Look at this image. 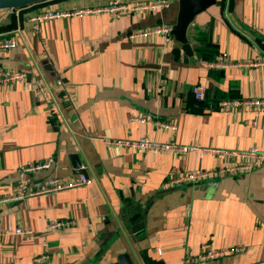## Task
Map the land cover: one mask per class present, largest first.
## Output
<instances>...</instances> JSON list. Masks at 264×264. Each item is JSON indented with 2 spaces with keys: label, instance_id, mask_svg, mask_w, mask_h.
<instances>
[{
  "label": "crops",
  "instance_id": "0c3cea01",
  "mask_svg": "<svg viewBox=\"0 0 264 264\" xmlns=\"http://www.w3.org/2000/svg\"><path fill=\"white\" fill-rule=\"evenodd\" d=\"M111 1L45 0L16 8L19 16L3 25L10 13L0 10V37L18 42L0 57V69L24 72L32 83L0 86V197L22 179L65 181L83 170L90 181L1 205L0 264H118L123 254L133 264H264V163L216 183L166 187L181 173L243 161L116 144L147 137L156 144L264 153V104H247L264 102V0H218L196 18L188 33L192 48L196 28L211 26L218 55L242 63L213 69L203 63L215 60L195 53L176 61L177 45L162 35L128 38L173 26L178 1L149 15L93 12L48 20L37 31L30 21L47 11L96 9ZM38 79L50 90L45 101L34 94ZM196 85L209 89L207 100H196ZM236 100L241 103L233 105ZM48 159L51 169L21 175L22 167ZM58 220L67 226L48 231ZM18 227L30 234H16ZM206 244L235 251L198 260ZM42 256L47 259L34 261Z\"/></svg>",
  "mask_w": 264,
  "mask_h": 264
},
{
  "label": "built area",
  "instance_id": "2783aa9c",
  "mask_svg": "<svg viewBox=\"0 0 264 264\" xmlns=\"http://www.w3.org/2000/svg\"><path fill=\"white\" fill-rule=\"evenodd\" d=\"M178 0H144L142 2H135L130 5L122 2L121 0L111 1L108 5L99 7L96 9H85V10H77V11H47L37 15L30 19L33 23V28L37 31L39 29V25L48 20L61 19L73 16H80L85 13H108L112 16H118L122 13H130L131 15H137L139 13L145 15L154 14L156 12L169 9L174 2ZM9 13L14 14L15 16H19L20 10L18 9H8L6 10ZM173 26L163 25L154 27L151 29H146L139 32H132L128 35L129 39H137L143 38L152 34L162 35L164 40L171 44L174 39L171 36ZM18 47V42L14 37H0V57L9 55L13 50ZM205 66L213 69V68H224L230 67L233 65H240L242 63H233L228 58L227 54H220L217 56L215 61L212 63H203ZM13 82H23L27 85L32 84L29 80V77L26 73L20 71H4L0 69V86L6 85ZM56 86L58 88H62L65 90V84L62 81H57ZM34 94L38 101H45L49 98L50 90L45 82L41 79L36 80L34 87ZM207 92V88L203 85H196L193 87V94L196 100L203 101L205 99ZM241 102L236 100L233 101V105H239ZM250 105H263L264 102L254 101L247 102ZM142 122H147L142 120ZM158 127L163 129H174V125L171 123L165 122H156ZM117 145H122L126 148H130L133 150H157V151H171L174 154L183 155L188 152L195 153H212L215 155L227 157L229 155H236L238 158L242 159V163L240 164H232L225 165L223 167H218L213 170H196L187 173H181L180 175H176L175 177L170 178L166 183V187H174L182 184H201L206 182L216 183V179H221L226 176H237L243 173H247L253 171L257 166L264 163V153H262L258 148L252 147L249 150L241 153H231L229 151L224 150H211V149H197V148H189V147H181L174 144H156L151 139L145 137L139 139L138 141H122L117 142ZM54 163L53 159H48L43 162L35 163L32 165H26L21 168V175L27 176L29 174H35L40 171L51 169ZM90 181L84 175H80V177L62 180L58 178H44V179H22L18 184L13 186L11 192L0 197V206L7 203H14L19 201H25L29 198L61 193L64 191L76 189L83 187L89 184ZM264 186V181H263ZM67 222L64 221H53L51 222L47 230H58L63 229L67 226ZM16 234L18 235H28L30 231L23 228H16ZM234 249L229 250H214L211 245L206 244L203 246V253L200 255L198 260H214L225 257L231 253H233ZM46 256H42L36 258L34 261L36 263H40L46 260Z\"/></svg>",
  "mask_w": 264,
  "mask_h": 264
},
{
  "label": "water",
  "instance_id": "95a60500",
  "mask_svg": "<svg viewBox=\"0 0 264 264\" xmlns=\"http://www.w3.org/2000/svg\"><path fill=\"white\" fill-rule=\"evenodd\" d=\"M45 0H0V10L15 9L19 7H24L37 2ZM218 3V0H178V13L176 22L173 25L171 36L174 39L176 48L173 50V56L176 61L181 57V53L184 54V60L188 61L190 58L194 57V50L192 48V43L189 39L188 33L192 24L195 22L196 18L201 14L207 12L210 8L214 7ZM13 20L12 13L8 14L1 24L11 22ZM73 166L80 170V162H74ZM79 174L87 177L86 171L80 170ZM192 186L199 185L198 183L190 184ZM143 226V223L136 224L132 231L138 232ZM118 264H133L130 257L127 254L120 255Z\"/></svg>",
  "mask_w": 264,
  "mask_h": 264
},
{
  "label": "trees",
  "instance_id": "16d2710c",
  "mask_svg": "<svg viewBox=\"0 0 264 264\" xmlns=\"http://www.w3.org/2000/svg\"><path fill=\"white\" fill-rule=\"evenodd\" d=\"M15 25H12V27ZM193 48L194 53L199 56L201 59L206 61H213L216 59L218 55V50L215 44L212 41V29L211 26L206 31H201L198 28L195 30L194 38H193ZM209 89L206 94L207 100L209 98Z\"/></svg>",
  "mask_w": 264,
  "mask_h": 264
},
{
  "label": "rangeland",
  "instance_id": "374dc122",
  "mask_svg": "<svg viewBox=\"0 0 264 264\" xmlns=\"http://www.w3.org/2000/svg\"><path fill=\"white\" fill-rule=\"evenodd\" d=\"M32 164H35V163H31V164H28V165H32ZM182 185H187V184H182ZM182 185H178V186H182Z\"/></svg>",
  "mask_w": 264,
  "mask_h": 264
}]
</instances>
